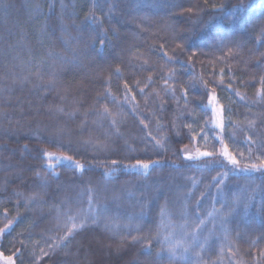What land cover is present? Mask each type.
<instances>
[{
  "label": "trees",
  "instance_id": "obj_1",
  "mask_svg": "<svg viewBox=\"0 0 264 264\" xmlns=\"http://www.w3.org/2000/svg\"><path fill=\"white\" fill-rule=\"evenodd\" d=\"M7 4L1 255L13 264H264V0ZM194 5L202 11H186ZM188 147L240 150L259 170L189 162ZM79 188L105 200V216L51 238L60 201Z\"/></svg>",
  "mask_w": 264,
  "mask_h": 264
},
{
  "label": "rangeland",
  "instance_id": "obj_2",
  "mask_svg": "<svg viewBox=\"0 0 264 264\" xmlns=\"http://www.w3.org/2000/svg\"><path fill=\"white\" fill-rule=\"evenodd\" d=\"M224 150L218 152V155H212L211 157H205L199 155L200 151L195 150L193 148H185L183 149V157L186 161L196 162L198 164H222L225 166L235 167L228 157L224 156L222 153ZM230 156H234L238 162L246 163V164H255L253 159H249L248 155H246L243 151L240 150H232L229 153ZM188 157H191L190 159ZM91 201V203H90ZM105 200H97L92 194L86 190L85 188H79L74 191L72 195L69 197L63 198L60 201L59 209H58V223L57 225L48 233V235L54 233L52 235L55 238L56 236L65 235L68 229H72L74 231L77 228H80L81 220L83 218L86 219L85 226H89L94 224L92 221L96 219V221L100 220L103 216H105L106 209L108 207ZM1 234V233H0ZM47 235V234H46ZM55 236V237H54ZM0 264H13L12 261L4 258L0 252Z\"/></svg>",
  "mask_w": 264,
  "mask_h": 264
},
{
  "label": "snow or ice",
  "instance_id": "obj_3",
  "mask_svg": "<svg viewBox=\"0 0 264 264\" xmlns=\"http://www.w3.org/2000/svg\"><path fill=\"white\" fill-rule=\"evenodd\" d=\"M204 3L207 4V3H208V0H204ZM0 6H3V7H5V8H7V7H8L7 0H0ZM112 7L114 8L115 5H113ZM213 7H218V8H220V9H223V8L225 7V5H224V4H219V5H213ZM235 7H237V8H242V7H243V4L241 3V4H239V5H236ZM194 10L197 11V12H199V11H202V8H201L199 5H194L193 7L188 8L186 11H188V12L191 13V12H193ZM93 19L95 20V19H97V18L93 15ZM107 32H108L107 29H104L103 32H102V35H103L104 38H102V39L99 40V43H100L101 45H104L105 42H106V39H107ZM116 35H117L116 31L113 30V36H116ZM161 47H163V46H161ZM178 47H182V45H178ZM165 55H167V53H165ZM117 71H119V70L117 69ZM125 88L127 89V85H125ZM141 91H143V90H141ZM133 99H134V97H133ZM61 111H62V109H61ZM105 111H107V109H105ZM141 123L143 124L144 122L141 121ZM144 126H145V128H147V125H146V124H145ZM219 127H220L221 129L224 127L222 121L220 122ZM156 144H157V146H161V147H162V143H161L160 140H157V141H156ZM44 154H45V155H51V154H49V153H47V152H45ZM222 154H223L224 156L228 157V159L230 160V162H231L233 165H237V164L239 163V162L235 159L234 156H230V155H229V153H228V151H227L226 148H225V150H224V152H223ZM199 155H201V156H205V157H211V156L213 155V153H212V152H208V151H204V152H200ZM65 158L68 159V160H71V159H72V157H65ZM188 158L190 159L191 157H188ZM112 163H113V164H116V161H112ZM137 165H138L140 168L144 169V170H147V169L150 167V164H149V163H145V162H142V161H137ZM75 166H76L77 168L83 169V165H81L79 162H76V165H75ZM260 167H264V162L261 163ZM246 170H248V169H246ZM250 170H252V171H256V170H259V168H258V166H257L256 164H252ZM35 174H36L37 176L40 175L39 172H36ZM106 175H107V173H106ZM90 191H91V190H90ZM33 199H35V197H29V200H33ZM90 203H91V201H90ZM86 219H87V218H83V219L81 220V224H80V227H81V228H84V227H85ZM92 222H93V223H96L97 221H96V219H93ZM109 227H110L109 222H106V223H105V228L108 229ZM3 231H4V229H0V232H3ZM72 235H73V231H72V229H68L66 235L63 236V237H61L60 239H61L62 241H64V240H67V239H68L70 236H72ZM123 239H124V238H122V241H121L122 243H123ZM137 239H138V237H132V240H133L134 242L137 241ZM81 243H83V242H81ZM88 243H89V244L96 243L97 245H100V244H102V241L99 240V239L93 238V239L90 240ZM50 247H53V246L50 245ZM109 247H110V245H109ZM168 251H169V253L172 254V255L175 254L174 247L169 248ZM45 255H47V253H45ZM158 255H159V253H158ZM9 259H11V258H9ZM145 264H147V262H145Z\"/></svg>",
  "mask_w": 264,
  "mask_h": 264
}]
</instances>
